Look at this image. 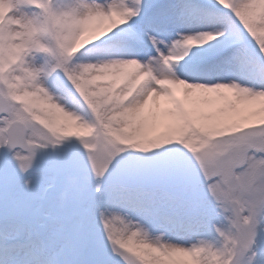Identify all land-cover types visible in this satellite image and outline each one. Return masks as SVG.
Returning a JSON list of instances; mask_svg holds the SVG:
<instances>
[{"label":"snow or ice","instance_id":"6c2138e0","mask_svg":"<svg viewBox=\"0 0 264 264\" xmlns=\"http://www.w3.org/2000/svg\"><path fill=\"white\" fill-rule=\"evenodd\" d=\"M0 264H264V0H0Z\"/></svg>","mask_w":264,"mask_h":264}]
</instances>
